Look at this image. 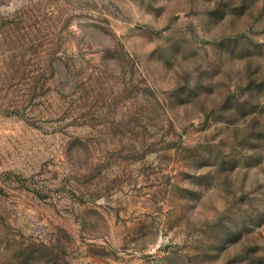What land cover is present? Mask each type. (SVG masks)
Masks as SVG:
<instances>
[{"label": "rangeland", "instance_id": "obj_1", "mask_svg": "<svg viewBox=\"0 0 264 264\" xmlns=\"http://www.w3.org/2000/svg\"><path fill=\"white\" fill-rule=\"evenodd\" d=\"M0 264H264V0H0Z\"/></svg>", "mask_w": 264, "mask_h": 264}]
</instances>
